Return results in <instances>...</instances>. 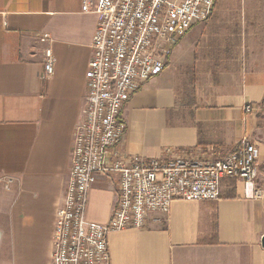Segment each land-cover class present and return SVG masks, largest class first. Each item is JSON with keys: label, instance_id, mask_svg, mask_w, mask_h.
<instances>
[{"label": "crops", "instance_id": "0c3cea01", "mask_svg": "<svg viewBox=\"0 0 264 264\" xmlns=\"http://www.w3.org/2000/svg\"><path fill=\"white\" fill-rule=\"evenodd\" d=\"M82 5L0 0V264H52V233L74 131L84 117L97 22ZM197 24L193 48L203 30ZM44 33L48 40L40 41ZM47 49L54 62L46 78ZM178 53L174 48L165 69L124 104L119 152L147 158L211 146L225 153L247 137L258 148L255 184L264 191V68L232 67L226 57L209 67L195 54L171 63ZM245 104L256 108L246 112ZM220 195L174 200L168 213H151L142 228L109 232L110 264H264V192L245 197L240 180L224 178ZM116 198L115 177L99 176L88 193L86 219L106 223Z\"/></svg>", "mask_w": 264, "mask_h": 264}, {"label": "built area", "instance_id": "2783aa9c", "mask_svg": "<svg viewBox=\"0 0 264 264\" xmlns=\"http://www.w3.org/2000/svg\"><path fill=\"white\" fill-rule=\"evenodd\" d=\"M97 22L85 72L84 117L70 150L65 195L52 233V264H110L107 234L142 228L151 213L166 214L174 200L215 201L224 178L238 179L243 195L261 198L256 186L258 148L242 137L225 153L214 147L172 151L159 157L124 155L118 145L126 125L121 111L150 77L160 74L180 39L209 18L215 0H82ZM40 41L48 40L41 34ZM45 51L44 74H53ZM256 106L245 104L244 110ZM99 176L115 177L117 198L109 220L86 219L88 193Z\"/></svg>", "mask_w": 264, "mask_h": 264}, {"label": "rangeland", "instance_id": "374dc122", "mask_svg": "<svg viewBox=\"0 0 264 264\" xmlns=\"http://www.w3.org/2000/svg\"><path fill=\"white\" fill-rule=\"evenodd\" d=\"M198 25L175 47L179 53L172 56L171 63L189 62L195 54L209 67L226 57L232 67L243 63L246 68H264V0H216L212 15L200 23L203 30L193 48L190 41L196 37Z\"/></svg>", "mask_w": 264, "mask_h": 264}, {"label": "water", "instance_id": "95a60500", "mask_svg": "<svg viewBox=\"0 0 264 264\" xmlns=\"http://www.w3.org/2000/svg\"><path fill=\"white\" fill-rule=\"evenodd\" d=\"M261 243H262V246L264 247V236H263V238L261 240Z\"/></svg>", "mask_w": 264, "mask_h": 264}, {"label": "trees", "instance_id": "16d2710c", "mask_svg": "<svg viewBox=\"0 0 264 264\" xmlns=\"http://www.w3.org/2000/svg\"><path fill=\"white\" fill-rule=\"evenodd\" d=\"M234 183V181L233 182H230V184H233ZM221 196V195H220ZM223 196V195H222ZM226 196H228V195H226Z\"/></svg>", "mask_w": 264, "mask_h": 264}]
</instances>
